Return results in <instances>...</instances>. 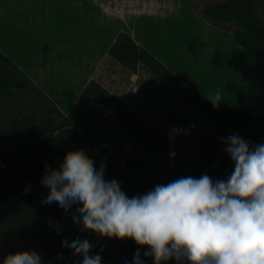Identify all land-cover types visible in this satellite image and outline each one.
<instances>
[{
    "label": "trees",
    "instance_id": "trees-1",
    "mask_svg": "<svg viewBox=\"0 0 264 264\" xmlns=\"http://www.w3.org/2000/svg\"><path fill=\"white\" fill-rule=\"evenodd\" d=\"M198 13L212 26L225 29L224 24L235 25L232 31L225 30L254 58V75L247 92L226 108L214 107L191 88H183L177 76L128 34L119 33L108 49L109 56L129 71L136 73L144 68L151 73L194 117L211 125L193 150L176 152L175 146L170 148L160 133L94 81L85 86L70 112L62 115L0 51V106L14 95L35 93L44 99L43 110L47 114L41 120L25 116L15 128L18 145L0 152V162L7 172L0 182V251L8 241H24L29 250L41 256L42 264H82L83 257L74 256V250L62 246V240L66 238L70 243L74 239H87L91 245L101 241L116 245L115 249L108 246L100 255L101 264H133L135 253L147 249L128 238L107 239L81 231L80 227L59 230L55 227L57 218L37 207L36 193L48 189L40 183L45 165L59 169L68 151L83 149L97 170L102 161L106 164V173L115 170L118 157L124 159L129 171L162 157L169 163L163 179V184H167L189 175L199 178L207 174L214 181L227 179L234 165L222 138L231 134L253 145L264 144V21L258 17L255 0L211 2ZM143 93L152 107L168 104L145 86ZM52 116L61 121L63 128H57ZM189 123L190 118L180 116L172 129ZM171 141L176 144L177 134L171 136ZM147 264H153L152 258ZM168 264L176 261L170 260Z\"/></svg>",
    "mask_w": 264,
    "mask_h": 264
},
{
    "label": "crops",
    "instance_id": "crops-1",
    "mask_svg": "<svg viewBox=\"0 0 264 264\" xmlns=\"http://www.w3.org/2000/svg\"><path fill=\"white\" fill-rule=\"evenodd\" d=\"M1 1L4 6L0 7V51L62 115L70 112L90 81L108 91L162 136L163 125L172 130L176 117L185 113L187 106L175 107L169 100L166 107L177 108L176 114L160 116L143 93L146 84L142 71L151 78L153 75L144 68L133 73L109 56V46L121 32L177 76L183 88H191L209 103L219 91L222 100L217 108H226L243 96L254 75L251 69L243 81H235L238 71L241 75L243 71L222 56L221 45L216 42H229L243 55L248 57V53L231 42L229 33L203 25L191 11L176 12L172 5L154 7L152 0ZM175 22L192 25L195 35L175 31ZM168 23L170 32L164 33ZM154 26L162 28V32H155ZM144 31L150 34V40H145ZM231 70L232 83L215 91V85H220L216 78ZM191 122L190 119L189 124L179 126L182 131L177 133L176 144L171 141V131L167 137L163 136L170 148L175 146L178 151L196 148L204 132L192 130ZM190 142L195 146H188Z\"/></svg>",
    "mask_w": 264,
    "mask_h": 264
},
{
    "label": "clouds",
    "instance_id": "clouds-1",
    "mask_svg": "<svg viewBox=\"0 0 264 264\" xmlns=\"http://www.w3.org/2000/svg\"><path fill=\"white\" fill-rule=\"evenodd\" d=\"M221 100L219 91L209 99L214 107ZM222 140L234 165L227 179L189 175L131 198L115 179H105L103 161L97 170L83 149L68 151L59 169L45 165L40 183L49 192L42 203L55 202L66 214L74 207L71 218L81 231L134 240L153 264H264V144L236 134ZM62 246L82 256V264H101L100 255H89L87 239L65 238ZM0 264H42V258L17 251ZM133 264H143L140 251Z\"/></svg>",
    "mask_w": 264,
    "mask_h": 264
},
{
    "label": "rangeland",
    "instance_id": "rangeland-1",
    "mask_svg": "<svg viewBox=\"0 0 264 264\" xmlns=\"http://www.w3.org/2000/svg\"><path fill=\"white\" fill-rule=\"evenodd\" d=\"M190 1L191 0H152V3L154 4L153 5L154 7L156 6L161 7L163 5H167V6L172 5V7L173 6L175 7L176 12L184 13L185 11H191V13L193 14V16L198 22H201L203 25L207 27H214L216 29H219L225 33H229L228 31H232L233 29L236 28V26L233 24H230V23L224 24L223 27L228 30L226 31L225 29L209 25L207 20H205L199 15L198 12L201 11L202 7L205 4H208L211 2H218L221 0H195L193 4H191ZM1 2L2 1L0 0V3ZM12 4L13 2H11V5ZM255 4H256V11H257L259 19L264 21V0H255ZM3 6H4L3 4L0 5V7H3ZM168 24L169 25L163 29L164 33H166L165 30L167 32H170L169 28L171 29V23H168ZM174 25L177 28L175 29V31L181 30L185 34L190 33L192 35H195L192 32L193 30L192 25L186 26L185 24H179L177 22H175ZM152 28L155 29L154 30L155 32H159V31L162 32V28L160 27L154 26ZM172 30L174 29L172 28ZM143 33L145 34V31ZM144 37H145V40H150V34L148 32L145 34ZM229 37H230L231 42L234 45H236L230 33H229ZM216 44L221 45L220 52L222 56H226L230 64L238 65L242 69L243 75H241L238 71V77L235 78V81H238V82L240 80L243 81V79L247 77V74L251 72V69L253 70V74H254V58L250 53L246 51L249 55L248 57L243 55L241 52L235 50V48L231 46L229 42L223 43L219 41V43L216 42ZM158 48L159 47H156V49ZM225 67H227V65H225ZM233 72L234 71L230 73L229 72L223 73L222 75L218 76L216 80L218 84L220 85H215L214 90L216 91V89L218 90L221 89V85H224V87L227 86L226 84L228 83L230 85L233 80V75H234ZM142 78H143L144 83L146 84L143 86L145 87L151 86L149 87L151 89L148 88L149 90H154L152 92L160 94L159 96L161 97L163 96L166 101L170 100L169 102L170 103L172 102V104H174L175 107L177 105L183 106L182 101L179 98H177L173 93L168 91L166 87L163 85V83L159 79H157L155 76H152L151 78L147 75V72L142 71ZM153 81H155L154 84H152ZM234 95L235 94H233V96ZM234 102L235 101H233V103ZM44 103H45L44 99L41 96L34 93L32 95H29V96L27 95L24 97H19L17 95H14L10 100H6L0 106V152L14 148L18 145L19 137H18V133L15 130V128L20 125L21 121L24 119L25 116L35 117L37 120L45 119L47 117L46 111L43 110ZM47 107L48 109H50V106L48 104H47ZM175 107L173 106L159 107V108L154 107L153 109H155V111H157L160 114V116L161 115L171 116L173 114H176L177 112L176 110L177 108ZM186 109L187 110H185V113H183L182 116L186 118H190L192 120L191 122L192 130L197 128V130L200 132L201 131L206 132L207 130L211 128V125L205 119L202 120L201 118L194 117L192 112L189 110V108L187 107ZM52 118L54 122L56 123V126L58 129L63 128L61 121L57 117L52 116ZM177 118L178 117H176L175 121L177 120ZM166 126L167 125L165 124L163 125L162 129H160L161 133L165 137H167L171 131V130L168 131ZM186 137H187V134H185V138ZM189 144L190 145L188 146H192V147L195 146L191 142ZM176 152H178V150H176ZM168 169H169V163L164 158L155 157L152 160V163L147 164V165H142V166H135L132 171L116 169L110 173L105 172V179L106 180L115 179L120 184L121 190L125 192L128 197L136 196V195L147 193L148 190H150L151 188H154V186L157 184H163V179H164L165 174L168 172ZM6 177H7V172L0 162V182L2 179H5ZM48 192H49V189L39 190L36 193L35 204L42 211L51 213L57 218V221L55 222V227L59 230L68 229L71 227H80V225L74 223L71 218L72 212L74 211V207L72 209H69V212L66 214L64 210L61 207H59L58 204H56L55 202L52 204L42 203V201L48 195ZM108 246H111L114 249L116 248V245L114 244V242L112 243H109L107 241L96 242L92 244V248L89 254L90 256L91 255H101L108 248ZM27 250H29V248L26 246L24 241H17V242L8 241L4 244L3 249H1L0 251L1 252L0 261H2V256L5 254H8L10 252L15 253L17 251H27ZM146 251H148V249H144L140 251L141 260L143 261V264H147V261L150 259V257L144 256V252ZM106 264H112V263H106Z\"/></svg>",
    "mask_w": 264,
    "mask_h": 264
},
{
    "label": "built area",
    "instance_id": "built-area-1",
    "mask_svg": "<svg viewBox=\"0 0 264 264\" xmlns=\"http://www.w3.org/2000/svg\"><path fill=\"white\" fill-rule=\"evenodd\" d=\"M125 145V144H124ZM126 146V145H125ZM114 169H118V170H127L126 169V164L125 161L122 157H118L115 162H114Z\"/></svg>",
    "mask_w": 264,
    "mask_h": 264
}]
</instances>
